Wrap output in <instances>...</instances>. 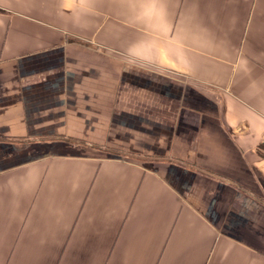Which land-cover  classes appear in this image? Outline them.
I'll return each mask as SVG.
<instances>
[{"label":"crops","instance_id":"obj_1","mask_svg":"<svg viewBox=\"0 0 264 264\" xmlns=\"http://www.w3.org/2000/svg\"><path fill=\"white\" fill-rule=\"evenodd\" d=\"M264 0H0V264H264Z\"/></svg>","mask_w":264,"mask_h":264},{"label":"rangeland","instance_id":"obj_2","mask_svg":"<svg viewBox=\"0 0 264 264\" xmlns=\"http://www.w3.org/2000/svg\"><path fill=\"white\" fill-rule=\"evenodd\" d=\"M261 147H262L261 151H264V146H261Z\"/></svg>","mask_w":264,"mask_h":264}]
</instances>
